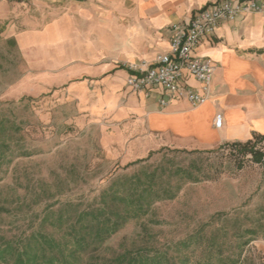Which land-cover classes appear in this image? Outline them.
Instances as JSON below:
<instances>
[{
  "label": "rangeland",
  "instance_id": "rangeland-1",
  "mask_svg": "<svg viewBox=\"0 0 264 264\" xmlns=\"http://www.w3.org/2000/svg\"><path fill=\"white\" fill-rule=\"evenodd\" d=\"M63 11L46 22L73 16L71 7ZM51 13L19 5L0 21V232L27 236L46 214L80 223L82 212L97 206L112 218L123 205L103 200L107 190L169 191L173 199L124 223L92 249L91 260L129 251L172 264H264V140L207 152L163 148L141 158L134 116L123 115L126 88H96L89 76L96 67L82 65L83 54L85 62L89 56L99 62L100 52L75 48L83 34L48 27L25 33V16L41 23ZM143 62L119 66L129 71ZM251 150L263 156L261 162ZM190 176L202 180L191 183Z\"/></svg>",
  "mask_w": 264,
  "mask_h": 264
},
{
  "label": "crops",
  "instance_id": "crops-1",
  "mask_svg": "<svg viewBox=\"0 0 264 264\" xmlns=\"http://www.w3.org/2000/svg\"><path fill=\"white\" fill-rule=\"evenodd\" d=\"M224 1L24 0L20 4L0 0V21L10 16L11 10L17 11L19 5L29 11L34 6L49 8L52 13L41 18V23L39 18L25 16V27L30 28L26 34H37L42 27L56 29L59 34H83L82 40L75 41V48L100 52L96 58L99 62H92L91 56L85 62L88 60L83 54L82 65L96 67L89 75L94 80L91 85L126 88L129 104L123 115L134 116L135 153L145 158L163 148L207 152L226 144H245L253 141L254 135L264 137L263 14L223 23L213 38L202 41L197 55L210 58L217 69L209 101L200 107L176 100L163 108L158 92L145 95L131 91L127 86L129 72L119 66L123 62L151 63L166 54L173 26H185L200 10ZM259 1L264 4V0ZM66 7L73 9L72 17L66 15L59 23L46 22L59 18ZM219 114L224 118L221 129L215 126ZM260 249L264 254V244Z\"/></svg>",
  "mask_w": 264,
  "mask_h": 264
},
{
  "label": "trees",
  "instance_id": "trees-1",
  "mask_svg": "<svg viewBox=\"0 0 264 264\" xmlns=\"http://www.w3.org/2000/svg\"><path fill=\"white\" fill-rule=\"evenodd\" d=\"M260 140H264V137L254 135L253 141L235 143L233 146L248 148L254 145V141ZM250 154L257 162H261L263 156L259 152L251 150ZM187 179L191 183L202 180L193 176ZM175 195L169 191L160 193L154 190H107L102 194L103 200L111 197L113 203L123 205V212L113 214L112 218L108 217L105 209L97 206L82 212L80 223L71 224L69 219L63 220L62 217L54 220L55 215L46 214L27 236L9 237L8 232H0V264H172L164 256L141 255L129 251L112 259L94 261L91 260L90 253L92 249L98 251L109 238L119 232L124 223L145 217L154 204L173 199ZM1 211L7 210L2 208ZM47 227L52 228L51 233L47 232ZM182 245L188 247L193 243ZM180 264H189V261L184 259Z\"/></svg>",
  "mask_w": 264,
  "mask_h": 264
},
{
  "label": "built area",
  "instance_id": "built-area-1",
  "mask_svg": "<svg viewBox=\"0 0 264 264\" xmlns=\"http://www.w3.org/2000/svg\"><path fill=\"white\" fill-rule=\"evenodd\" d=\"M251 14L264 15V4L259 0H226L200 10L189 24L173 26L166 54L128 71L127 86L145 95L158 92L163 108L176 100L186 101L194 108L206 104L217 66L210 58L199 57L197 50L203 40L215 36L221 24ZM223 125L224 118L219 114L215 126L221 129Z\"/></svg>",
  "mask_w": 264,
  "mask_h": 264
}]
</instances>
